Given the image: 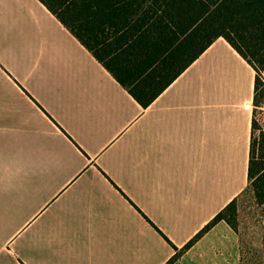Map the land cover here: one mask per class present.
<instances>
[{"label": "crops", "instance_id": "obj_1", "mask_svg": "<svg viewBox=\"0 0 264 264\" xmlns=\"http://www.w3.org/2000/svg\"><path fill=\"white\" fill-rule=\"evenodd\" d=\"M257 72L216 40L144 108L40 0H0V264H245ZM264 247V220L260 216Z\"/></svg>", "mask_w": 264, "mask_h": 264}, {"label": "trees", "instance_id": "obj_2", "mask_svg": "<svg viewBox=\"0 0 264 264\" xmlns=\"http://www.w3.org/2000/svg\"><path fill=\"white\" fill-rule=\"evenodd\" d=\"M40 1L144 108L219 38L256 70V105L264 71V0ZM249 189L264 214V138L259 150L252 138ZM235 202L185 249L217 221L235 228Z\"/></svg>", "mask_w": 264, "mask_h": 264}, {"label": "rangeland", "instance_id": "obj_3", "mask_svg": "<svg viewBox=\"0 0 264 264\" xmlns=\"http://www.w3.org/2000/svg\"><path fill=\"white\" fill-rule=\"evenodd\" d=\"M264 88L260 85L254 110V141L259 150L264 138ZM259 154V153H258ZM235 217L232 225L242 232V249L245 264H264V247L261 244L260 216H263V208L256 203L252 189L247 190L235 202L233 209ZM230 218V217H229ZM264 233V230L262 231ZM264 239V237H263Z\"/></svg>", "mask_w": 264, "mask_h": 264}, {"label": "built area", "instance_id": "obj_4", "mask_svg": "<svg viewBox=\"0 0 264 264\" xmlns=\"http://www.w3.org/2000/svg\"><path fill=\"white\" fill-rule=\"evenodd\" d=\"M259 79H260V82H261V84H262V86H263V88H264V71H262V72L259 74ZM262 110H263V112H264V104H263V106H262Z\"/></svg>", "mask_w": 264, "mask_h": 264}]
</instances>
